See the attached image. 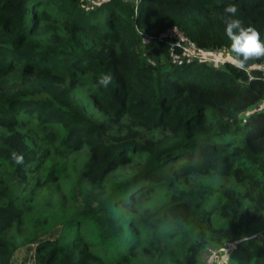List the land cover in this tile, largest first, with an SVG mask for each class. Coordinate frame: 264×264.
<instances>
[{
    "label": "trees",
    "instance_id": "trees-1",
    "mask_svg": "<svg viewBox=\"0 0 264 264\" xmlns=\"http://www.w3.org/2000/svg\"><path fill=\"white\" fill-rule=\"evenodd\" d=\"M43 1L56 6L60 23L42 26L49 35L41 40L32 36L45 14L35 10L37 0H0V264H10L15 243L6 232L22 220L14 191L33 195L58 180L66 151L84 145L88 155L80 174L93 185L134 154V173L116 182L127 194L139 184H148L149 191L194 172L231 178L227 187H199L201 193L217 191L214 206L197 199L203 207L196 211L194 195L182 191L170 196L159 220L190 230L179 242L186 264H200L197 251L207 241L220 248L243 232L260 231L255 253L251 245L257 236L238 241L222 264H264V105L251 109L264 101V57L249 61L247 72L234 68L230 58L219 64L177 63L169 44L157 39L177 25L199 47L231 54L224 8L235 4L243 24L255 27L264 42V0H140L136 12L125 0ZM82 73L104 117L90 116L73 99ZM105 73L112 77L107 87L98 84ZM243 111L248 114L241 118ZM59 123L63 129L54 135ZM33 126L42 136H34ZM143 130L172 136L149 137ZM13 153L22 155L23 163H16ZM113 200L106 198L105 204L119 203ZM104 211L91 216L102 213L98 222L109 226L106 237L112 238L123 227L118 216ZM152 228L154 238L159 229ZM98 254L78 238L44 239L36 245L33 264H100ZM120 260L116 263L123 264Z\"/></svg>",
    "mask_w": 264,
    "mask_h": 264
},
{
    "label": "rangeland",
    "instance_id": "rangeland-1",
    "mask_svg": "<svg viewBox=\"0 0 264 264\" xmlns=\"http://www.w3.org/2000/svg\"><path fill=\"white\" fill-rule=\"evenodd\" d=\"M35 3L37 4L35 10L45 11V14L39 16L37 31L32 36L36 39H47L48 31L42 26L47 23L58 25L60 15L56 6L51 5L52 2L46 4L43 0H37ZM53 38H55V34ZM148 39L149 37L145 40ZM223 51L230 58L231 54L225 49ZM262 67H264V64H262ZM82 74L84 76L78 74L83 82L73 88V99L84 105L90 116L97 119L101 116L104 117V113L95 105L92 95L93 88L84 79L87 73ZM263 105L264 101L255 104L251 109L254 110ZM247 114L248 111H243L240 113V117H245ZM21 129L27 132L26 126H21ZM62 129L63 125L59 123L53 129L54 135L58 131L60 133ZM120 132L123 133L124 130ZM33 133L34 136H42L34 126ZM144 135L163 137V139H166L168 135L169 137L172 136L165 130H156L153 131V134L145 133ZM66 152V160L57 169V172H60L57 176L58 180L46 182L42 188L32 193L34 196L27 192L14 191L22 209V220L17 223L14 222L8 233L6 232V236L15 243L10 264H33L35 248L40 240L67 241L77 238L85 243V246L93 253L97 254L98 251L101 254H98L102 258L99 261L100 264H117L116 259H121L120 261L123 264H167L168 262L170 264L174 261L175 264H186L185 259L180 258L178 255L179 242L182 236L190 234V230H176L173 229L168 220L163 222L159 220L160 215L170 203V196L182 191L191 192L194 195L191 206L199 211L203 206L196 204L197 199H200L199 202L202 201L203 205L212 207L217 198V191L201 193L199 187L214 185L222 188L233 183L231 178L222 175L194 172L186 176H176L171 185H155L149 191L144 190L148 184L145 186L139 184L131 187V192L127 194L123 190H118L120 186L116 182L118 178L122 177L120 179L122 183L134 173L138 166L134 154H132L128 163L116 166L102 181L93 185L80 174L83 162L88 155L87 145ZM110 197H113V201L119 200V203L113 202L109 207L108 204H105V199L108 200ZM102 211L107 214L111 212L110 214L120 218L123 230L112 238L106 237L109 226H100L98 222L102 213L101 215L91 216V213L99 214ZM188 219L192 218L189 217ZM179 221L186 220L180 217ZM156 225L159 229L157 230L158 235L152 238L150 232L153 230L152 226L155 227ZM254 236H257V240L252 243L251 251L255 253L256 247L258 248L262 238L261 231L252 234L243 232L238 239L227 241L225 246L220 248L214 247L211 241H207L197 251V261L200 264L203 262L217 264L225 249L228 247L233 249L237 246L238 241ZM195 237L196 233L192 235L193 240H195ZM158 239L160 244L156 246ZM230 253L223 263L227 262ZM124 255H128V258H123Z\"/></svg>",
    "mask_w": 264,
    "mask_h": 264
},
{
    "label": "clouds",
    "instance_id": "clouds-1",
    "mask_svg": "<svg viewBox=\"0 0 264 264\" xmlns=\"http://www.w3.org/2000/svg\"><path fill=\"white\" fill-rule=\"evenodd\" d=\"M239 9L235 4H228L224 8L226 18L225 34L231 41L229 63L241 71H248L249 61L264 57V42L260 32L253 26H245L237 16ZM112 82L111 75L105 73L98 78V84L107 87ZM16 163H23V156L13 153Z\"/></svg>",
    "mask_w": 264,
    "mask_h": 264
},
{
    "label": "built area",
    "instance_id": "built-area-1",
    "mask_svg": "<svg viewBox=\"0 0 264 264\" xmlns=\"http://www.w3.org/2000/svg\"><path fill=\"white\" fill-rule=\"evenodd\" d=\"M133 5L136 12L140 0H125ZM157 39L169 44V55L172 62L181 63L184 59L206 60L216 64L228 59L223 49H205L188 37L177 25L166 27L157 35Z\"/></svg>",
    "mask_w": 264,
    "mask_h": 264
},
{
    "label": "water",
    "instance_id": "water-1",
    "mask_svg": "<svg viewBox=\"0 0 264 264\" xmlns=\"http://www.w3.org/2000/svg\"><path fill=\"white\" fill-rule=\"evenodd\" d=\"M147 39V37L144 36V40ZM231 247H228L227 249L224 250V253L221 255L219 261L217 264H222L223 261L225 260V258L228 256V254L230 253L231 251Z\"/></svg>",
    "mask_w": 264,
    "mask_h": 264
}]
</instances>
